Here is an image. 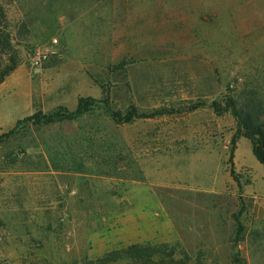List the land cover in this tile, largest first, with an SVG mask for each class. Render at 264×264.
Returning <instances> with one entry per match:
<instances>
[{
    "label": "rangeland",
    "instance_id": "obj_1",
    "mask_svg": "<svg viewBox=\"0 0 264 264\" xmlns=\"http://www.w3.org/2000/svg\"><path fill=\"white\" fill-rule=\"evenodd\" d=\"M4 3L0 264H264V165L213 106L264 109V0Z\"/></svg>",
    "mask_w": 264,
    "mask_h": 264
},
{
    "label": "trees",
    "instance_id": "obj_2",
    "mask_svg": "<svg viewBox=\"0 0 264 264\" xmlns=\"http://www.w3.org/2000/svg\"><path fill=\"white\" fill-rule=\"evenodd\" d=\"M0 0V45L4 50L12 49V34L8 27H4L8 23V12L4 3ZM13 65L7 66L0 71V84L16 69V61H12ZM92 99H80L79 105L74 112H57L45 117H41L38 123L55 124L63 121H74L91 111ZM222 104V103H221ZM225 107L219 102H214L213 106L216 112H231L235 117L241 134L250 139L253 144V153L257 160L264 165V109L263 104L258 99H246L242 102L239 99H225ZM136 112V111H135ZM113 117H116L113 111H110ZM135 116L134 110L127 115V120ZM144 117L143 115H141ZM33 118L27 119L28 121ZM233 154L230 157V164L233 165ZM231 175H235V170L231 169Z\"/></svg>",
    "mask_w": 264,
    "mask_h": 264
},
{
    "label": "built area",
    "instance_id": "obj_3",
    "mask_svg": "<svg viewBox=\"0 0 264 264\" xmlns=\"http://www.w3.org/2000/svg\"><path fill=\"white\" fill-rule=\"evenodd\" d=\"M51 58V52L39 51L33 55L31 59V66L36 71H41L44 65L49 62Z\"/></svg>",
    "mask_w": 264,
    "mask_h": 264
},
{
    "label": "crops",
    "instance_id": "obj_4",
    "mask_svg": "<svg viewBox=\"0 0 264 264\" xmlns=\"http://www.w3.org/2000/svg\"><path fill=\"white\" fill-rule=\"evenodd\" d=\"M80 100V99H79Z\"/></svg>",
    "mask_w": 264,
    "mask_h": 264
}]
</instances>
